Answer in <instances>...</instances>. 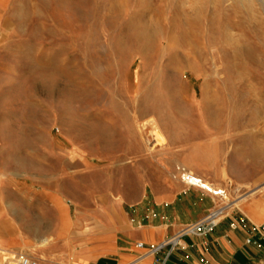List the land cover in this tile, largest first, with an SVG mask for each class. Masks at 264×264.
Listing matches in <instances>:
<instances>
[{"label": "rangeland", "instance_id": "374dc122", "mask_svg": "<svg viewBox=\"0 0 264 264\" xmlns=\"http://www.w3.org/2000/svg\"><path fill=\"white\" fill-rule=\"evenodd\" d=\"M0 107L3 245L54 230L36 188L64 193L78 252L166 170L227 215L264 194V0H0Z\"/></svg>", "mask_w": 264, "mask_h": 264}, {"label": "crops", "instance_id": "0c3cea01", "mask_svg": "<svg viewBox=\"0 0 264 264\" xmlns=\"http://www.w3.org/2000/svg\"><path fill=\"white\" fill-rule=\"evenodd\" d=\"M5 79L2 75V80ZM2 127L0 124V163L4 161L6 148ZM2 171L0 169V194ZM178 176L164 171L163 186L153 191L154 200L137 201V206L127 212V219L117 222L111 215L112 222H100L97 229L88 231L87 241L78 252L72 248L66 231H71L76 221L70 216L64 193L36 188L30 193L46 196V207L55 212L47 220L54 230L48 236H43L39 228L25 232L17 221L19 227L16 226L14 234L10 229L9 234L3 236L2 245L11 251L39 249V257L32 256L39 264H264V194L245 200L211 232L182 237V246L170 255H167L168 248L150 251L152 245L160 244L184 226L200 220L216 202L214 196L185 184ZM39 206L41 210L46 208L42 203ZM112 207H117V202L112 203ZM7 223L10 225L3 222L0 226L6 229ZM26 233L34 235L36 243L29 240ZM139 243L142 245L138 246ZM47 248L58 250L47 252Z\"/></svg>", "mask_w": 264, "mask_h": 264}, {"label": "built area", "instance_id": "2783aa9c", "mask_svg": "<svg viewBox=\"0 0 264 264\" xmlns=\"http://www.w3.org/2000/svg\"><path fill=\"white\" fill-rule=\"evenodd\" d=\"M182 181L189 185L201 188L205 191L211 192L209 187L205 186L203 179L199 176L187 175L184 178V175H181ZM225 191L217 189L213 193L215 196H224ZM231 207L230 204H225L224 206H217L210 210L203 218L199 221L188 224L184 226L177 234L167 238L163 242L157 245H152L150 247L151 252H158L164 248H168L167 255H170L175 249L182 246V237L190 235H203L211 232L219 222L226 216V211ZM142 244L139 243L138 246ZM0 260L3 264H39L36 259H34L29 254L23 251H11L5 249L0 243Z\"/></svg>", "mask_w": 264, "mask_h": 264}, {"label": "bare ground", "instance_id": "6f19581e", "mask_svg": "<svg viewBox=\"0 0 264 264\" xmlns=\"http://www.w3.org/2000/svg\"><path fill=\"white\" fill-rule=\"evenodd\" d=\"M227 135V133L225 134ZM194 175L193 173H190V172H185V173H182V175H184V178L187 176V175ZM195 176V175H194ZM204 185L209 187V189L211 190L212 193H214L215 191H217V188H214L212 187V185L209 183V182H206V181H203ZM212 196H215V195H212ZM3 246V245H2Z\"/></svg>", "mask_w": 264, "mask_h": 264}]
</instances>
